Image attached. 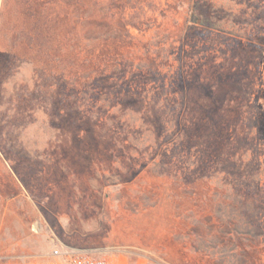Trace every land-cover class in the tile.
<instances>
[{
  "label": "rangeland",
  "instance_id": "1",
  "mask_svg": "<svg viewBox=\"0 0 264 264\" xmlns=\"http://www.w3.org/2000/svg\"><path fill=\"white\" fill-rule=\"evenodd\" d=\"M54 247L264 264V0H0V263Z\"/></svg>",
  "mask_w": 264,
  "mask_h": 264
},
{
  "label": "built area",
  "instance_id": "2",
  "mask_svg": "<svg viewBox=\"0 0 264 264\" xmlns=\"http://www.w3.org/2000/svg\"><path fill=\"white\" fill-rule=\"evenodd\" d=\"M0 264H114V262L107 254L68 252L54 247L45 260L27 258L19 261H5Z\"/></svg>",
  "mask_w": 264,
  "mask_h": 264
},
{
  "label": "trees",
  "instance_id": "3",
  "mask_svg": "<svg viewBox=\"0 0 264 264\" xmlns=\"http://www.w3.org/2000/svg\"><path fill=\"white\" fill-rule=\"evenodd\" d=\"M190 18L193 24L206 25L205 19L196 13H191Z\"/></svg>",
  "mask_w": 264,
  "mask_h": 264
}]
</instances>
